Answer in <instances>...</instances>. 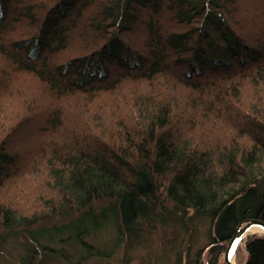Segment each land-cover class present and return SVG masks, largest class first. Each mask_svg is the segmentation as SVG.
<instances>
[{"label":"trees","instance_id":"16d2710c","mask_svg":"<svg viewBox=\"0 0 264 264\" xmlns=\"http://www.w3.org/2000/svg\"><path fill=\"white\" fill-rule=\"evenodd\" d=\"M235 1L0 0V112L28 113L0 141V188L31 169L43 194L33 213L0 196V237L74 235L90 255L86 237L137 242L189 215L209 245L176 264H223L238 225L264 221V24L243 36ZM245 246L264 264V234Z\"/></svg>","mask_w":264,"mask_h":264},{"label":"rangeland","instance_id":"374dc122","mask_svg":"<svg viewBox=\"0 0 264 264\" xmlns=\"http://www.w3.org/2000/svg\"><path fill=\"white\" fill-rule=\"evenodd\" d=\"M233 6L235 7V12H238L237 17L235 16L233 20L240 27L238 28L240 33L250 41L251 39L256 40L255 38L259 30L264 24V0H237ZM77 33L79 34V31ZM82 36H77L69 45V48L60 53L56 60L66 61L70 57L86 52L84 47L94 43L95 39H91V36L88 38ZM185 92L186 90L183 94H186ZM4 106L3 99H0V110L2 113L6 111L4 110ZM15 107L19 108L20 106L18 103H15ZM26 111L22 110L18 113L19 117L14 116L10 119L0 112V141L5 139L12 128L14 129L17 123L22 121L26 116ZM243 115V112L238 110L233 113L232 117L237 118L241 123H250ZM65 119L66 122L70 123L73 117L71 119V116L66 115ZM230 124L231 122L228 121L225 122L224 126L228 127ZM27 170L21 172L19 178L7 181L0 188V196L15 201L27 213H33L37 209L33 200L37 199L38 201L40 193L34 189L31 182H28L30 180L28 173L31 172V169ZM43 179L41 178L37 183L36 189L41 191L49 190L50 185L46 187L47 182ZM22 190L24 191L23 195L21 194ZM42 195L41 193L40 199L43 197ZM151 228H147L144 232V238H141L137 242L128 241L127 243L125 239L119 241L117 234L111 228L104 229L105 231L96 235L97 241L94 240L95 237L93 235L86 237L87 241L91 243L93 253L95 250L99 251L96 246L98 243L104 250L109 251V255H96L93 253L88 255L89 252L79 245L74 235L46 236L42 237L44 239L41 240V237L39 238L40 235L34 237L31 233L19 230L6 238L0 237V264H25L24 260L27 261L29 255L28 248L33 247L38 251L37 258L33 264H176L179 261L193 260L198 251L206 249L207 245H209V222L191 220L189 219V215L186 217L184 225L170 224L167 227L161 225L157 228ZM254 234L258 233L250 235ZM38 240L39 242L42 241V243L39 244ZM245 240L242 241L237 249L235 264H245L248 259ZM42 245L45 246V249L42 248ZM206 259L207 253L205 251L203 260L206 261Z\"/></svg>","mask_w":264,"mask_h":264},{"label":"water","instance_id":"95a60500","mask_svg":"<svg viewBox=\"0 0 264 264\" xmlns=\"http://www.w3.org/2000/svg\"><path fill=\"white\" fill-rule=\"evenodd\" d=\"M254 227H259L263 229L264 232V221L252 218L246 219L238 225L226 246L224 253V264H235L236 251L239 245L242 243V241L247 239L250 234H252L249 232ZM245 264H249V258L246 260Z\"/></svg>","mask_w":264,"mask_h":264},{"label":"bare ground","instance_id":"6f19581e","mask_svg":"<svg viewBox=\"0 0 264 264\" xmlns=\"http://www.w3.org/2000/svg\"><path fill=\"white\" fill-rule=\"evenodd\" d=\"M249 233H258V234H264L263 229L259 228V227H254L252 228V230ZM237 252V251H236Z\"/></svg>","mask_w":264,"mask_h":264}]
</instances>
